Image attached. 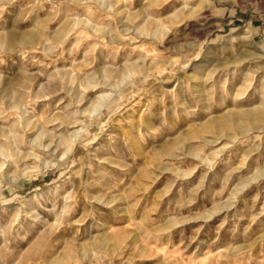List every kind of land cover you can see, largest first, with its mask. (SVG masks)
Segmentation results:
<instances>
[{
    "label": "rangeland",
    "instance_id": "1",
    "mask_svg": "<svg viewBox=\"0 0 264 264\" xmlns=\"http://www.w3.org/2000/svg\"><path fill=\"white\" fill-rule=\"evenodd\" d=\"M262 110L264 0H0V264H264Z\"/></svg>",
    "mask_w": 264,
    "mask_h": 264
},
{
    "label": "bare ground",
    "instance_id": "2",
    "mask_svg": "<svg viewBox=\"0 0 264 264\" xmlns=\"http://www.w3.org/2000/svg\"><path fill=\"white\" fill-rule=\"evenodd\" d=\"M157 25V24H156ZM251 32V31H250ZM249 32V33H250ZM249 35V34H248ZM192 80H197V78L196 77H192L191 78ZM199 89V88H198ZM198 100L199 101H203V100H205V98H204V96H202V95H200L199 97H198ZM260 111V110H259ZM257 113V112H256ZM260 113V112H259ZM256 115V114H255ZM259 115V114H258ZM234 116V115H233ZM258 117V116H257ZM259 118H261V119H264V110H262V112L260 113V115H259ZM252 119V118H251ZM212 122V121H211ZM148 123V122H147ZM211 124V123H210ZM145 126V125H144ZM147 126V125H146ZM148 127H149V125H148ZM245 127V126H244ZM145 128H147V127H145ZM207 128H208V126H207ZM260 128V127H259ZM245 131V130H244ZM252 130H246L245 132H244V134H249L250 132H251ZM256 131V130H255Z\"/></svg>",
    "mask_w": 264,
    "mask_h": 264
}]
</instances>
